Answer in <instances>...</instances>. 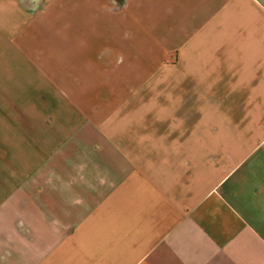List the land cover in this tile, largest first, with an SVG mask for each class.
Segmentation results:
<instances>
[{
	"label": "crops",
	"instance_id": "obj_1",
	"mask_svg": "<svg viewBox=\"0 0 264 264\" xmlns=\"http://www.w3.org/2000/svg\"><path fill=\"white\" fill-rule=\"evenodd\" d=\"M171 66L262 79L264 0H0V264H264L260 113Z\"/></svg>",
	"mask_w": 264,
	"mask_h": 264
},
{
	"label": "rangeland",
	"instance_id": "obj_2",
	"mask_svg": "<svg viewBox=\"0 0 264 264\" xmlns=\"http://www.w3.org/2000/svg\"><path fill=\"white\" fill-rule=\"evenodd\" d=\"M186 69L178 66L167 67L164 71V79H170L165 84L166 90L176 91L181 93L195 92V99L185 100L182 102H190L196 104V107H215L220 103V100L207 99L209 95L225 92L228 95V103L230 109H240L244 113L245 123L250 125L253 122L252 112L260 113L256 115V120L260 118V123L264 124V70L262 69V79H223L225 86L222 89L221 79H181L184 76ZM181 79V80H180ZM180 82V83H175ZM255 91V93H254ZM255 97L253 98V95ZM246 140L252 139V133L246 132ZM249 148H245L247 152Z\"/></svg>",
	"mask_w": 264,
	"mask_h": 264
}]
</instances>
